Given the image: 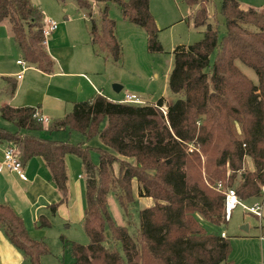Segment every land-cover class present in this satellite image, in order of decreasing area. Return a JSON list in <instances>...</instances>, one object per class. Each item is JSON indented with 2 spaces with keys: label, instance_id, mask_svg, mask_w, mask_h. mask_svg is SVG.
I'll use <instances>...</instances> for the list:
<instances>
[{
  "label": "trees",
  "instance_id": "1",
  "mask_svg": "<svg viewBox=\"0 0 264 264\" xmlns=\"http://www.w3.org/2000/svg\"><path fill=\"white\" fill-rule=\"evenodd\" d=\"M75 1L88 11L97 54L106 52L116 63L122 60L117 23L108 16L110 4L146 31L150 53L162 52L150 0ZM185 2L193 11L189 20L205 31L200 41L173 51L169 89L176 97L174 102L168 104L161 98L154 104H130L100 94L75 103L63 119L46 127L34 118L35 108L8 104L0 108L1 118L17 129L13 133L0 127V143L14 145L23 165L41 158L49 169L61 195L60 202L50 206L53 215L69 201L67 157L75 155L82 161L86 175L83 226L89 244H72L74 264H231L230 239L206 232L196 215L215 225L227 221L225 194L218 184L234 188L242 201L262 196L264 9L222 0L220 15L225 25L221 37L219 25L211 23L215 16L208 12L209 0ZM93 3L103 6L98 24ZM43 19L32 0H0V23L9 25L24 61L50 74L54 62L43 44ZM237 62L256 73V84ZM15 91L16 83H12L10 93ZM245 92L252 94L250 99L243 97ZM66 129L79 132L86 141L100 139L98 164L88 146L37 135ZM247 159L250 169H245ZM134 182L139 197L151 198L153 205L139 211L137 229L131 234L111 217L108 196L115 194L121 209L131 217L130 206L136 201ZM37 227H51L48 217L41 216ZM0 228L30 264H40L42 256L50 253L44 241L31 237L22 217L8 204L0 203Z\"/></svg>",
  "mask_w": 264,
  "mask_h": 264
},
{
  "label": "rangeland",
  "instance_id": "2",
  "mask_svg": "<svg viewBox=\"0 0 264 264\" xmlns=\"http://www.w3.org/2000/svg\"><path fill=\"white\" fill-rule=\"evenodd\" d=\"M221 1L222 0H209L207 9L211 17L215 16V19H212L211 23H217L219 25L220 36L222 37L225 19L220 15ZM239 2L244 7L252 6L262 10L264 9V0H239ZM32 4L43 11L50 9L55 10L57 6L61 5L66 11L60 12L63 19H60V21L56 20L60 23V30H63V22H65L64 17H69L74 24H79L82 28L86 27L90 29V19L87 16L88 11L81 9L75 0H66L65 3H61L58 0H32ZM91 7L92 10L94 9L96 11L95 19L98 24L100 23L99 11L103 6H98L93 3ZM150 12L159 30L158 40L162 46V52L150 53L146 31L131 24L128 20L123 18L117 5L110 4L108 16L117 23L116 34L122 46V60L116 63L106 52H99V54H97L95 51L97 56L95 62L98 65L96 68L97 78L89 77L91 83L89 81V83H82L83 92H80L81 85L76 86L75 84H71L73 97L81 98V102L95 98L97 96V91L91 88L92 85L97 88L99 93L101 90V95L105 97H109L110 95L112 98H115L113 99L116 100L115 102H121L118 100H124L127 94L137 95L146 104H154L161 98L166 99L168 104L176 100V97L169 89V75L172 71L174 62L173 51L178 45H191L200 41L203 37L205 28H196L192 21L189 20L190 10L185 0H150ZM7 36L8 28L5 25L0 26V72L1 70L4 71L7 69V75L0 76V107L4 106V104L21 106L20 104H22V102H28V100H30V94H33L34 90L26 88L19 91V84L21 81L17 82L16 78L12 77V73L17 74L24 70L22 66L17 65V60L20 59L23 61L24 58L22 52L16 50V44L12 38L11 40H5ZM6 41L12 42H10L9 45L4 44L3 46V43ZM11 47L13 48L12 51H10ZM216 56L217 51H215L211 57V64L214 63ZM237 64L243 73L256 84L258 81L256 73L240 62H237ZM27 65L30 68L23 74L24 82H32L30 77L33 74V69L37 67L29 63H27ZM42 81L43 79L39 80L37 83ZM12 83H16L14 95L10 93V86ZM115 84L122 87L120 92L114 91ZM54 87L55 84H53V91L56 89L58 90V88L55 89ZM57 92L58 94L60 93V91ZM53 94L55 93L53 92ZM65 96L69 98V96ZM251 96L252 94L250 92H245L243 94L246 100L250 99ZM69 105L68 110H70ZM164 108L166 109V107ZM53 118L57 119L56 117ZM0 127L13 133L17 131L13 123L1 117ZM103 127L104 124L101 126V129ZM47 135L74 145L82 144L85 147L88 146L93 162L98 164L99 155L96 149L101 147L99 144L102 145L98 137L93 138L91 141H86L82 134L77 131H70L69 129L55 131L53 134L48 133ZM7 147L5 148L7 149ZM202 159L203 161L206 160L205 157H202ZM38 160L42 162L41 159ZM28 164L29 162L26 165ZM67 165L70 197L71 195L75 196L74 191L78 190L77 184L79 183L82 189L83 206H85L86 175L84 173L82 161L78 156L70 155L67 159ZM248 168H251V162L247 159L245 169ZM117 169L116 166V171ZM79 175L82 177L81 179H79ZM70 185L72 186V192ZM133 186L136 201L135 204L130 206L129 212L131 213V217L127 216L126 212L121 209L115 194L110 193L108 196V209L111 217L118 225L127 227L131 234H134L137 229L139 211L145 208V203L141 202L142 198L139 197L137 192V183L134 182ZM145 200L152 201L150 198H146ZM256 201L253 200L244 203L250 206ZM79 202H81L80 198L77 199L76 197L68 208L61 205L56 215L50 217L51 227L47 228L40 229L36 227L33 219H29V213H27V219L24 220L27 231L33 238H40V241H44L50 252L42 256L40 264H74L72 244H89V238L85 233L83 222H79L82 214ZM40 212L48 215V212L40 206L32 210V213L36 214V216ZM196 217L206 232L210 234L226 233L231 242L232 251L229 257V262L231 264H264V242L261 239L264 237V208L263 218L260 219L245 211L241 206H237L233 210L231 217L220 225L212 224L198 214ZM243 227H247L248 229L245 230ZM108 229L109 228L106 229L107 236H109L110 233ZM0 230L4 233L3 229L0 228ZM13 249L16 258H10L7 264H30L24 257L22 251L15 247ZM0 264H4L2 254Z\"/></svg>",
  "mask_w": 264,
  "mask_h": 264
},
{
  "label": "crops",
  "instance_id": "3",
  "mask_svg": "<svg viewBox=\"0 0 264 264\" xmlns=\"http://www.w3.org/2000/svg\"><path fill=\"white\" fill-rule=\"evenodd\" d=\"M40 10L43 13L44 17L52 18L57 21L63 19L62 18L63 16L61 17L60 12L66 11L64 8L61 7V5L57 6L55 10L53 9L47 11L46 10L43 11L42 9ZM189 10L191 15L193 11L190 8ZM64 20L65 22H63V30H60L59 27L57 31H55L49 37L48 43L45 46L47 52L49 53V55L51 56L54 62V71L50 74H47L42 72L38 68H34L33 74L30 77L32 82H28V81L24 82L23 74L30 67L27 65V63L24 60L23 61L26 63L27 66L23 67L22 65H19L18 61L21 60L18 59L17 65L22 66L24 70L18 72L17 74L12 73V77H15L17 82L21 81V83L19 84V91L26 88L30 90L32 89L34 90L33 91L34 93L30 94V100H28V102L24 101L22 102V104H20L21 106H13V107L35 108L39 113L47 117L50 122L63 119L67 113L72 111L75 103L81 102L80 101L81 98L73 97L71 84H75L76 86L81 85L80 92H83L82 83L84 82L89 83L90 82L89 77L97 78L96 68L98 67V65L95 62L96 61L95 58L97 56L95 53V48L92 45L89 29L86 27L82 28L79 24H74L72 19H70L69 17H64ZM4 25L8 28V36L5 40H11L12 36L10 33L9 25L4 22L0 23V26H4ZM10 42L6 41L5 43H3V46L4 44L9 45ZM182 45L185 44H181L178 46H182ZM16 48H17L16 50H20L17 45ZM12 50L13 48L11 47L10 51ZM6 71L7 69L4 71L1 70L0 76L7 75ZM20 74L22 75V78L18 79V75ZM41 79H43V81L37 83ZM53 84H55L54 88L55 89L58 88V90L56 89L53 91ZM91 88L97 91V96L101 94V90L99 93L97 88H95L94 86L91 85ZM57 91H60V93L58 94ZM53 92L55 94H53ZM65 95L69 96V98H67ZM107 98L113 102L116 101L113 100L115 98H112V96L110 95ZM92 99L94 98H91L89 100H84L82 102L91 101ZM118 101H122V100H118ZM68 105L70 110H68ZM53 117H56L57 119ZM46 126L47 125H45V127ZM48 133L53 134V132H49L45 130L38 133L37 135L43 138L57 140L51 137L50 135L48 136L47 135ZM99 145L102 146L101 144ZM7 146H10V144L0 143V203L10 205L13 208V210L20 217H22L23 220L27 219L26 215L27 213H29L28 214L29 219L32 218L35 223V226L37 227L39 218L41 216H46L50 220V217L53 216V214L51 213L50 206L60 202L61 195L57 190V188L55 187V185L53 184V182L51 181V174L49 172V169L46 167L45 162L41 158H33L29 161L28 165L26 164L23 165L24 172L28 176V179L26 181L21 180L18 174L15 172L9 171L7 169H2L1 162L4 158V152L6 149L5 147ZM68 158L69 157H67V159ZM38 159H41L42 162H40ZM81 178L82 177L79 175V179ZM77 186H78V190L74 191L75 196L71 195L70 197L69 194L68 203L63 204L62 206L68 208L72 204L74 198L75 199L76 197L77 199L80 198L81 202H79V204L82 214L80 216L81 218L79 222L82 223L84 218L85 206H83V200H82L83 196L81 193L82 189L79 186V183L77 184ZM70 187L72 192V186L70 185ZM145 199L146 198H142L141 200V202L145 203V208L153 205V200L151 198L150 199L152 201H146ZM253 200L260 201L261 198H257V199L255 198L249 201H253ZM39 206L44 208V210L48 212V215L45 213L42 214V212L38 213L37 216L36 214H33L32 210ZM58 210H60V208H58ZM1 232L3 233V231L0 230V262H1V254H2L4 258V264H7L10 258H16V257L14 255V249H13L14 247L13 245H11L9 238L7 237L5 232L3 234ZM31 237L33 238V236ZM34 239L40 240V238H35V237Z\"/></svg>",
  "mask_w": 264,
  "mask_h": 264
},
{
  "label": "built area",
  "instance_id": "4",
  "mask_svg": "<svg viewBox=\"0 0 264 264\" xmlns=\"http://www.w3.org/2000/svg\"><path fill=\"white\" fill-rule=\"evenodd\" d=\"M43 23H44L43 28H42V33L44 36L43 44L44 46H46L48 43L49 37L59 28V23L55 19L48 18V17H44ZM18 64L22 65L23 67L27 66L26 63L22 60L18 61ZM21 78H22V75L21 74L18 75V79H21ZM121 103L146 104L140 99V97L134 94H127L124 100L121 101ZM161 111L164 113V115L167 114L164 108H161ZM34 118L42 122L44 125H48L50 123L49 119L45 117L44 115H42L41 113H39L38 111L35 112ZM189 151L192 152L193 147H190ZM1 168L17 173L21 180H24V181L27 180V176L24 172L23 164L21 162L19 152L14 145L8 146L7 149L5 150ZM217 188L223 191L225 194L226 220H228L231 217L233 210L237 206H241L245 211L256 216L257 218H260V219L263 218L264 186L262 187L261 200L254 202L250 206L246 205L244 201H242L238 197L234 188L224 189L222 184H218ZM221 236L223 238L227 237L225 233H221ZM261 239L264 242V237H262Z\"/></svg>",
  "mask_w": 264,
  "mask_h": 264
},
{
  "label": "water",
  "instance_id": "5",
  "mask_svg": "<svg viewBox=\"0 0 264 264\" xmlns=\"http://www.w3.org/2000/svg\"><path fill=\"white\" fill-rule=\"evenodd\" d=\"M122 90V87L120 85H114V91L115 92H120ZM243 229L247 230V227H243Z\"/></svg>",
  "mask_w": 264,
  "mask_h": 264
}]
</instances>
